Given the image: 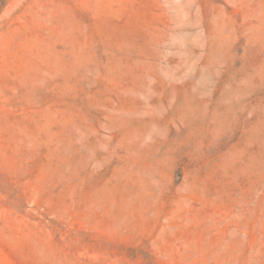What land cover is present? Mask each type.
I'll list each match as a JSON object with an SVG mask.
<instances>
[{
    "label": "rangeland",
    "instance_id": "374dc122",
    "mask_svg": "<svg viewBox=\"0 0 264 264\" xmlns=\"http://www.w3.org/2000/svg\"><path fill=\"white\" fill-rule=\"evenodd\" d=\"M0 264H264V0H0Z\"/></svg>",
    "mask_w": 264,
    "mask_h": 264
}]
</instances>
